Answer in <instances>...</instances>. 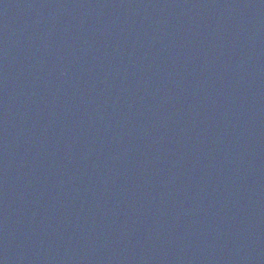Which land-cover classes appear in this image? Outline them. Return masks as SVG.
Returning a JSON list of instances; mask_svg holds the SVG:
<instances>
[{
    "label": "water",
    "instance_id": "water-1",
    "mask_svg": "<svg viewBox=\"0 0 264 264\" xmlns=\"http://www.w3.org/2000/svg\"><path fill=\"white\" fill-rule=\"evenodd\" d=\"M0 192L18 264H264V0H0Z\"/></svg>",
    "mask_w": 264,
    "mask_h": 264
}]
</instances>
